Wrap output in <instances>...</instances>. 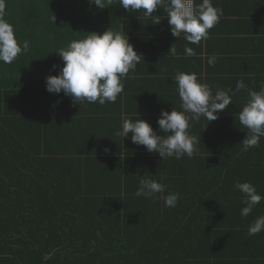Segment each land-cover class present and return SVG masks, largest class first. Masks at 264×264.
Returning a JSON list of instances; mask_svg holds the SVG:
<instances>
[{"label":"trees","instance_id":"1","mask_svg":"<svg viewBox=\"0 0 264 264\" xmlns=\"http://www.w3.org/2000/svg\"><path fill=\"white\" fill-rule=\"evenodd\" d=\"M78 1L54 0L69 7L58 16L48 0L16 5L34 8L23 18L58 21L34 27L52 31L44 59L81 40L72 8ZM5 66L0 62V264H264V231L248 235L264 216V200L242 217V194L234 188L248 182L264 196V137L244 151L248 129L238 118L218 116L190 122L189 134L201 138L191 159L133 151L111 157L101 147L121 145L120 127L110 124L117 120L78 105L84 115L63 113L66 96L46 91V73L33 79L34 69L19 68L21 82ZM69 116L71 127L62 122ZM143 177L165 185L163 195L178 193L176 207L136 197Z\"/></svg>","mask_w":264,"mask_h":264},{"label":"crops","instance_id":"2","mask_svg":"<svg viewBox=\"0 0 264 264\" xmlns=\"http://www.w3.org/2000/svg\"><path fill=\"white\" fill-rule=\"evenodd\" d=\"M28 0H5L6 19L14 28L15 37L22 47L23 42L29 43V51L20 54L11 64H7L6 71H13L9 78H17L22 82L19 68L34 69L30 73L33 79L39 78V73L58 75V69L53 71V65L63 67L62 58L59 56L44 59L41 50L44 47H52L51 30L40 29L41 32L34 31L40 22L54 24L58 21L48 17L37 18L31 14L29 18L22 17V11H33L32 6H16L29 3ZM196 4L202 0H195ZM30 3H34L31 0ZM54 0H48L49 9L57 16L66 11V6L55 7ZM75 3H72V5ZM214 7L220 8L223 15L219 22L209 30V38L202 40L199 45L189 44L183 39V35L176 40L171 35L167 22V13L158 8L153 15L161 16V23L153 25L151 19L143 15V10L129 12L120 6L119 0H112V3L105 4V9H100L94 4L90 5L88 0H79L77 6H72L77 10L78 25L82 29L81 39L85 34H103L107 30L123 33L128 37L129 43L134 47V51L141 56L135 72L130 70L128 77L122 79L124 91L117 97L115 103L106 102L104 105L97 103L77 104L84 112L95 114V116H106L109 119L117 120L118 123H110L121 127L122 117L135 122L139 118L148 122L157 134L163 136L157 125L161 111L176 110L180 108V98L176 91V86L171 77L178 71L195 73L200 83L210 86L212 94L216 91H228L235 88L238 80H243L246 90L232 96V104L218 116L238 118L248 100V90L260 91L264 86V0H212ZM66 5V4H61ZM68 5V4H67ZM31 8V9H30ZM21 16V18H20ZM47 19V20H45ZM52 26V25H51ZM79 30V29H78ZM34 31V32H33ZM80 31V30H79ZM62 43V42H61ZM175 44L176 55L169 56L170 47ZM195 50L196 55L185 57V46ZM65 45L63 44V47ZM66 47V46H65ZM59 50V49H58ZM58 50L54 51L57 53ZM215 56V66L207 64L208 57ZM21 58L26 59L24 62ZM4 67V66H3ZM24 76V75H23ZM67 106H63V113H80L73 101L70 103L65 98ZM47 114L54 113L48 110ZM69 116L62 122L66 126L73 124L74 120ZM206 121L201 117L197 123ZM132 133L128 138H121L120 146H102L110 149L111 157H127L129 151L133 153H147L143 146H138L131 142ZM79 145V143H77ZM129 157H142L136 154ZM146 158V157H143Z\"/></svg>","mask_w":264,"mask_h":264},{"label":"clouds","instance_id":"3","mask_svg":"<svg viewBox=\"0 0 264 264\" xmlns=\"http://www.w3.org/2000/svg\"><path fill=\"white\" fill-rule=\"evenodd\" d=\"M100 9L112 0H88ZM119 4L129 12L143 10V15L151 19L153 25L161 23V16L153 15L158 8L167 13V22L171 35L183 39L189 44L199 45L202 40L209 38V30L218 22L223 11L214 7L212 0H202L196 4L195 0H119ZM5 0H0V62L11 64L20 54L29 51V43H18L13 26L4 19ZM53 16V23L55 21ZM170 55H176L175 44L169 49ZM185 57H193L196 52L187 45L184 48ZM62 58L63 67L53 65L52 70L58 69V75H49L45 78L46 91L49 94H60L71 97L73 104L115 103L117 97L124 91L122 79L127 78L130 70L135 72L141 56L134 51L128 37L120 32L105 31L85 34L81 40H73L66 47L57 52ZM216 57L207 59L209 66H215ZM178 92L182 111H161L157 120L158 128L167 136L158 135L151 125L138 119L135 122L122 117L121 127L115 135L130 139L133 144L143 146L147 152L156 153L162 160L175 157L180 160L185 155L191 159L199 154L197 144L201 138L189 134L191 121H199L201 117L215 121L218 113L223 112L232 104V96L246 90L243 80H238L235 88L228 91L217 90L212 94L210 86L200 83L195 73L178 71L173 77ZM239 123L248 129L241 145L244 151L258 147L260 138L264 137V86L260 91L248 90V100L238 114ZM110 149L104 148V152ZM234 188L242 194L245 205L241 209V216L248 217L253 209L264 200L254 185L236 181ZM166 186L155 179L141 178L134 195L136 197L151 198L153 201L161 199L164 207H176L179 194L165 193ZM160 194V195H157ZM264 231V216H258L248 228V235L255 236Z\"/></svg>","mask_w":264,"mask_h":264},{"label":"built area","instance_id":"4","mask_svg":"<svg viewBox=\"0 0 264 264\" xmlns=\"http://www.w3.org/2000/svg\"><path fill=\"white\" fill-rule=\"evenodd\" d=\"M195 3H196V1H195Z\"/></svg>","mask_w":264,"mask_h":264},{"label":"rangeland","instance_id":"5","mask_svg":"<svg viewBox=\"0 0 264 264\" xmlns=\"http://www.w3.org/2000/svg\"><path fill=\"white\" fill-rule=\"evenodd\" d=\"M74 6V5H73Z\"/></svg>","mask_w":264,"mask_h":264}]
</instances>
